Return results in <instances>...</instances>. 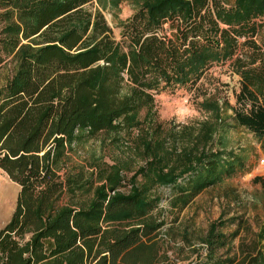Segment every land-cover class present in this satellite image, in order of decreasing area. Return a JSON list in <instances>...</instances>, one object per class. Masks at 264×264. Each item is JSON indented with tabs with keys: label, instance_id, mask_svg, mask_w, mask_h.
<instances>
[{
	"label": "trees",
	"instance_id": "trees-1",
	"mask_svg": "<svg viewBox=\"0 0 264 264\" xmlns=\"http://www.w3.org/2000/svg\"><path fill=\"white\" fill-rule=\"evenodd\" d=\"M119 1L0 0V70L12 67L0 74V169L20 186L0 264H176L160 243L157 190L170 188L182 210L244 161L214 150L210 122H157L156 96L200 91V106L219 117L201 85L216 66L238 77L235 103H225L264 153V0H136L117 40L99 7ZM101 137L129 160L81 157ZM253 183L264 191V177ZM234 221L231 234L212 223L197 258L181 264H264V216L256 229ZM194 238L186 231L185 244Z\"/></svg>",
	"mask_w": 264,
	"mask_h": 264
},
{
	"label": "rangeland",
	"instance_id": "rangeland-1",
	"mask_svg": "<svg viewBox=\"0 0 264 264\" xmlns=\"http://www.w3.org/2000/svg\"><path fill=\"white\" fill-rule=\"evenodd\" d=\"M110 1V0H107ZM136 0H120L119 5L108 4L107 8L99 7L105 18L113 29L117 40L121 39L120 21L128 20L135 12ZM232 4V2H229ZM263 34L260 33L258 43L261 44ZM11 66H5L0 70L3 78L12 73ZM201 85H205L210 97L219 100L222 111L218 117L215 113L205 112L200 106L203 97H199L200 91L180 89L172 92L162 93L156 96L157 122H161L166 128L179 129L181 126L190 125L199 129L204 122H210L218 131L214 135L212 147L214 150L234 153L243 158L244 167L234 176L224 179L215 186L209 187L198 195L187 207L179 210L172 206V190L168 187H161L157 194L162 197L158 209V217L165 221L166 225L161 234V245L168 250V255L176 264H181L180 259L197 258V253L192 252L195 247L202 246L198 243L197 237L203 236L210 225L217 221L225 223L223 231L231 234L237 228L234 219L241 218L245 224H250L254 229L258 221L264 216V191L261 186L253 183L258 176L264 177V153L255 137L244 128L236 126L232 121V111L225 103L228 101L234 104L233 91L239 89V80L230 70V64L216 66L209 71ZM203 93V90H202ZM144 117V113L142 115ZM88 143L79 152L81 157L104 158V161L111 163L114 159L129 160V156L120 149H113L107 144H101V140ZM75 161L83 159L74 156ZM142 162L134 159L132 162L135 171ZM131 176V174H130ZM0 185L9 192L12 200V207L9 211V204L0 202V230L10 221L20 193V186L14 182L9 175L0 169ZM124 188L123 191H127ZM2 197H0L1 200ZM9 211V212H8ZM173 239L166 236V231L171 230ZM186 231L194 235V246L188 247L185 244L184 234ZM239 239H236L234 246L237 247ZM179 247V252L175 248Z\"/></svg>",
	"mask_w": 264,
	"mask_h": 264
}]
</instances>
